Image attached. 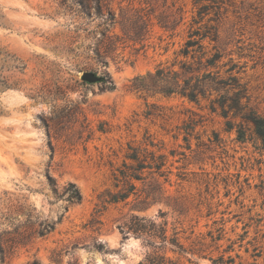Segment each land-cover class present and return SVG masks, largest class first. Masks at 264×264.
<instances>
[{
	"label": "rangeland",
	"instance_id": "1",
	"mask_svg": "<svg viewBox=\"0 0 264 264\" xmlns=\"http://www.w3.org/2000/svg\"><path fill=\"white\" fill-rule=\"evenodd\" d=\"M56 1L0 0V46L23 65L5 72L19 87L0 89V264H138L151 249L118 227L133 215L176 232L182 250H157L169 264H264V150L250 125L206 99L132 88L183 59L190 29L213 25L218 39L204 46L237 64L264 116V0H104L100 15ZM129 144L165 154L163 193L146 198L137 183L135 195L107 203ZM68 183L80 202L60 195Z\"/></svg>",
	"mask_w": 264,
	"mask_h": 264
},
{
	"label": "trees",
	"instance_id": "2",
	"mask_svg": "<svg viewBox=\"0 0 264 264\" xmlns=\"http://www.w3.org/2000/svg\"><path fill=\"white\" fill-rule=\"evenodd\" d=\"M56 2L64 11L86 15L92 13L100 15L104 6V0H58ZM203 11L204 8L201 7L198 14L200 15ZM108 13L113 18V13L110 10ZM136 22L138 19L135 20V24H137ZM198 22L195 21V23ZM161 26L165 29L174 28L173 24L169 25L164 22L161 23ZM205 28V31L201 30V27L189 30L187 39L177 55H181L183 59L172 63L171 66H158L154 71L136 76L132 81V88L151 95L177 94L195 103L206 99L209 101V108L212 112L219 111L223 117L231 114L232 118L238 117L241 122L249 124L264 150V116L249 106L248 89L246 84L241 82L238 70H235L237 64L230 57L228 61L219 64L223 53L216 45H213L211 49L204 46L202 42L204 38L214 42L218 39L217 27L205 25ZM132 39L136 40L137 37ZM102 42L110 44V35H104ZM18 60L14 54L0 46V89L19 87L20 80H12V75L5 74L10 69H23V65L15 63ZM176 64L178 69L174 68ZM222 67H225L224 75L220 73ZM191 124L192 121L189 125ZM243 125L244 123L239 124V134L245 130ZM183 129L188 134L190 126ZM184 139L186 140V136ZM166 163L165 154L160 153L158 149L147 150L129 144L121 162L113 166L111 170L113 190L106 189L101 196H106L104 201L107 203L126 201L131 195L136 194L137 183H141L143 187L146 186V198H157L163 193V184L168 178L169 170ZM48 179L55 192V183L52 177L48 176ZM60 195H65L68 202H80L82 199L80 191L73 183H68ZM118 227L122 232H130L141 237L145 245L151 249L138 264H169V258L157 254V250L165 248V246L162 247L165 244L182 250V244L179 242L176 232H173L171 237L167 236L166 220L157 222L133 215L119 223ZM43 234L45 232L41 229L39 235ZM97 247H102V244L98 243ZM5 254L6 248L0 241L1 260L5 258ZM32 264L38 263L33 262Z\"/></svg>",
	"mask_w": 264,
	"mask_h": 264
},
{
	"label": "water",
	"instance_id": "3",
	"mask_svg": "<svg viewBox=\"0 0 264 264\" xmlns=\"http://www.w3.org/2000/svg\"><path fill=\"white\" fill-rule=\"evenodd\" d=\"M82 79H93V76H92V74L89 73V72H84V73L82 74Z\"/></svg>",
	"mask_w": 264,
	"mask_h": 264
}]
</instances>
